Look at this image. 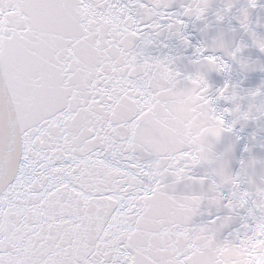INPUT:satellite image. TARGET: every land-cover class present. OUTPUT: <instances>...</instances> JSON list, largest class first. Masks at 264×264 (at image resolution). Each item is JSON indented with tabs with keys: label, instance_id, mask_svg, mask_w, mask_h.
Wrapping results in <instances>:
<instances>
[{
	"label": "snow or ice",
	"instance_id": "obj_1",
	"mask_svg": "<svg viewBox=\"0 0 264 264\" xmlns=\"http://www.w3.org/2000/svg\"><path fill=\"white\" fill-rule=\"evenodd\" d=\"M174 5L0 0V264H242L224 250L251 252L264 238V208L247 192L239 207L224 198L201 224L202 195L177 194L205 183L194 172L203 161L173 131L183 93L195 87L213 120L234 133L233 111L219 105L239 112L245 96L237 90H245L232 81L237 68L204 44L194 48L191 71L171 54L152 56L165 39L192 49L188 33L198 23L209 30L212 0L171 12ZM238 64L241 74L264 72ZM211 73L226 77L222 88L212 87ZM246 97L262 108L241 119L264 132V82ZM246 169L242 161L236 188Z\"/></svg>",
	"mask_w": 264,
	"mask_h": 264
},
{
	"label": "clouds",
	"instance_id": "obj_2",
	"mask_svg": "<svg viewBox=\"0 0 264 264\" xmlns=\"http://www.w3.org/2000/svg\"><path fill=\"white\" fill-rule=\"evenodd\" d=\"M244 24H246L248 26V21L247 19L244 20ZM249 27V31L251 32H255L256 31V26H248ZM257 41L258 42H264V36H258L257 37ZM214 209V205L209 202L208 204L205 205V208H204V212L206 213L207 211H212Z\"/></svg>",
	"mask_w": 264,
	"mask_h": 264
}]
</instances>
